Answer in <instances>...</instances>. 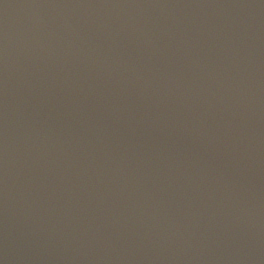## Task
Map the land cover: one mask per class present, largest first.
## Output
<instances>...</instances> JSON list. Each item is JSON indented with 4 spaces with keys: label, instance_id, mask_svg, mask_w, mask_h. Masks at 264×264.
Instances as JSON below:
<instances>
[{
    "label": "water",
    "instance_id": "95a60500",
    "mask_svg": "<svg viewBox=\"0 0 264 264\" xmlns=\"http://www.w3.org/2000/svg\"><path fill=\"white\" fill-rule=\"evenodd\" d=\"M0 264H264V0H0Z\"/></svg>",
    "mask_w": 264,
    "mask_h": 264
}]
</instances>
